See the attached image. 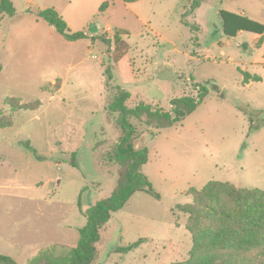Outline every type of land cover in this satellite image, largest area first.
<instances>
[{"label":"rangeland","instance_id":"374dc122","mask_svg":"<svg viewBox=\"0 0 264 264\" xmlns=\"http://www.w3.org/2000/svg\"><path fill=\"white\" fill-rule=\"evenodd\" d=\"M8 1L11 11L0 5V112L13 123L0 128L1 254L27 264L45 246L77 244L85 211L113 192L119 166L109 156L120 129L108 105L117 86L130 92L129 107L171 111L173 98L201 99L168 127L130 119L136 147L147 150L141 172L160 197L135 191L111 214L94 264L185 260L192 240L175 206L192 201L191 187L216 180L264 189V42L254 32L225 34L220 17L244 9L264 24V0ZM49 8L84 36L66 40L38 17ZM117 29L129 50L115 61L103 39ZM166 66L175 80L158 77ZM244 72L260 80L247 83ZM154 85L163 98L150 97ZM8 98L40 104L13 111Z\"/></svg>","mask_w":264,"mask_h":264},{"label":"trees","instance_id":"16d2710c","mask_svg":"<svg viewBox=\"0 0 264 264\" xmlns=\"http://www.w3.org/2000/svg\"><path fill=\"white\" fill-rule=\"evenodd\" d=\"M0 5L7 6L9 11L12 9L8 0H0ZM38 17L54 27L66 40L73 41L84 36L79 31L70 32L67 23L52 8L38 12ZM220 17L223 31L229 36L233 37L241 30L260 35L264 32L263 23L245 15L221 10ZM123 33L124 30L117 29L112 39H103L109 45L113 43L114 50L110 56L115 61L129 50L128 43L121 38ZM104 73L108 74V70ZM244 74L247 83L249 80H260L258 75ZM129 97V91L117 86L108 105L110 111L118 113L116 126L120 129L109 156L119 166L115 189L110 196L97 201L85 211L87 224L79 229L80 237L75 246L54 243L39 250L27 264H94L98 257L100 230L111 214L121 208L135 191L141 190L155 198L160 197L147 176L141 172V165L147 160V150L145 147H136L138 134L130 119L135 118L156 128L168 127L190 114L201 95L198 99L189 95L171 99V111L154 108L143 102L129 107L126 104ZM6 102L13 111L35 109L40 104L39 101L20 103L14 98H8ZM12 123L11 116L0 112V128L11 126ZM187 194L192 196V201L176 205L175 210L187 214L185 227L191 235L192 245L185 260L168 264H264V189L237 187L230 182L211 180L200 189L191 187ZM143 241L140 238L126 248L132 249ZM0 264L16 262L9 255L0 253Z\"/></svg>","mask_w":264,"mask_h":264},{"label":"water","instance_id":"95a60500","mask_svg":"<svg viewBox=\"0 0 264 264\" xmlns=\"http://www.w3.org/2000/svg\"><path fill=\"white\" fill-rule=\"evenodd\" d=\"M157 75L160 79L169 81H173L178 77V74L174 72L170 66H166L163 70H159ZM149 95L153 100L161 99L164 97V93L157 85H154V87L149 91Z\"/></svg>","mask_w":264,"mask_h":264},{"label":"crops","instance_id":"0c3cea01","mask_svg":"<svg viewBox=\"0 0 264 264\" xmlns=\"http://www.w3.org/2000/svg\"><path fill=\"white\" fill-rule=\"evenodd\" d=\"M133 1H137V0H133ZM133 1H127V2H133ZM226 11H229V12H233V11H230V10H226ZM233 13H237V14H241V15H245V16H247L248 18H250V19H252V20H255V21H257V19L256 18H254V17H252V16H248L247 14V11L246 10H244V9H241L239 12H233ZM258 22V21H257ZM242 31H244V30H241V31H238L237 32V34H239V33H241ZM247 32H250V31H247ZM236 34V35H237ZM257 34V33H256ZM258 35V41L259 40H261V42H264V32L260 35V34H257ZM258 41H257V43H258ZM256 43V44H257ZM54 244V243H53ZM63 244H65V243H63ZM52 245V244H51ZM66 245H69V244H66ZM76 245V244H75ZM75 245H69V246H75ZM50 246V245H49ZM46 247H48V246H45V247H43V248H46ZM43 248H41V249H43ZM40 249V250H41Z\"/></svg>","mask_w":264,"mask_h":264}]
</instances>
